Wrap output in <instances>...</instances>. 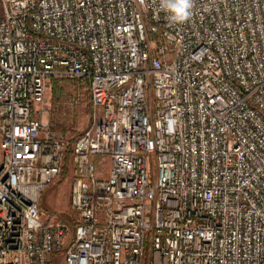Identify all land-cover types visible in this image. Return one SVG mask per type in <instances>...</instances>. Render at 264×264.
I'll return each instance as SVG.
<instances>
[{
    "label": "built area",
    "instance_id": "1",
    "mask_svg": "<svg viewBox=\"0 0 264 264\" xmlns=\"http://www.w3.org/2000/svg\"><path fill=\"white\" fill-rule=\"evenodd\" d=\"M191 12L0 0V264H264V0ZM55 77L93 106L71 221L42 216L70 146L43 106Z\"/></svg>",
    "mask_w": 264,
    "mask_h": 264
},
{
    "label": "rangeland",
    "instance_id": "2",
    "mask_svg": "<svg viewBox=\"0 0 264 264\" xmlns=\"http://www.w3.org/2000/svg\"><path fill=\"white\" fill-rule=\"evenodd\" d=\"M58 81L61 87L57 95L53 86ZM43 106L48 109L47 117L54 121L57 131L71 141L86 129L92 121L93 106L89 93V83L86 79L55 77L50 79ZM57 125L65 127V131ZM72 186L71 173L61 174L58 180L51 184L41 196L42 216H50L71 221L70 194Z\"/></svg>",
    "mask_w": 264,
    "mask_h": 264
},
{
    "label": "clouds",
    "instance_id": "3",
    "mask_svg": "<svg viewBox=\"0 0 264 264\" xmlns=\"http://www.w3.org/2000/svg\"><path fill=\"white\" fill-rule=\"evenodd\" d=\"M194 0H160V8L170 23H184L192 15Z\"/></svg>",
    "mask_w": 264,
    "mask_h": 264
},
{
    "label": "trees",
    "instance_id": "4",
    "mask_svg": "<svg viewBox=\"0 0 264 264\" xmlns=\"http://www.w3.org/2000/svg\"><path fill=\"white\" fill-rule=\"evenodd\" d=\"M60 89H61V87L59 86L58 81L56 80V81H55V84H54V86H53L54 94L57 95V94L59 93ZM89 93H90V89H89ZM90 97H91V93H90ZM51 124H52V126H53L55 129H57V127H55V125H54V121H53V120H52ZM57 126H58V128H61V130L65 131V127H62V126H60V125H57ZM80 134H81V132H80L78 135H80ZM78 135H77V136H78ZM77 136L74 137V139H72V140L70 141V146H69V148H68V150H67V155H66V162H65L66 165H65V167H64V169H63V172H62V174H64V175H65L66 172H67V158H68V155H69V152H70L71 143L77 138Z\"/></svg>",
    "mask_w": 264,
    "mask_h": 264
},
{
    "label": "crops",
    "instance_id": "5",
    "mask_svg": "<svg viewBox=\"0 0 264 264\" xmlns=\"http://www.w3.org/2000/svg\"><path fill=\"white\" fill-rule=\"evenodd\" d=\"M46 191H47V188L43 191L42 196H45Z\"/></svg>",
    "mask_w": 264,
    "mask_h": 264
}]
</instances>
